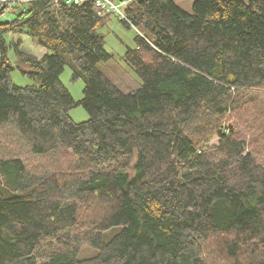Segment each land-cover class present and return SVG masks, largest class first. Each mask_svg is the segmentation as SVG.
Returning <instances> with one entry per match:
<instances>
[{
    "label": "trees",
    "instance_id": "16d2710c",
    "mask_svg": "<svg viewBox=\"0 0 264 264\" xmlns=\"http://www.w3.org/2000/svg\"><path fill=\"white\" fill-rule=\"evenodd\" d=\"M111 1L131 91L98 67L114 13L0 0V264H264V0Z\"/></svg>",
    "mask_w": 264,
    "mask_h": 264
},
{
    "label": "rangeland",
    "instance_id": "374dc122",
    "mask_svg": "<svg viewBox=\"0 0 264 264\" xmlns=\"http://www.w3.org/2000/svg\"><path fill=\"white\" fill-rule=\"evenodd\" d=\"M178 6L184 10L191 12L194 0H173ZM14 15L5 9L1 15L2 19L10 20ZM98 32L102 34L104 40V48L111 54L107 61L98 63V67L117 84L123 91H131L140 84V79L132 69V67L124 59V52L127 48L135 47L134 37L138 32L133 27H127L120 21V17L115 14H109L105 23L98 28ZM15 39L20 40V47L35 55L38 58L44 56L48 51L45 47L41 46L32 36L21 33L14 36ZM10 59L13 60L14 56L10 52ZM72 70L68 65H65L60 74V80L64 86L69 90L74 99L82 97V88L84 86L83 79L79 78L73 80ZM10 78L13 83L18 85L32 84L34 81L26 74H22L19 70L14 68L10 72ZM69 116L75 122L87 120L89 115L86 109L81 105H75L68 111ZM216 141L214 139L212 142ZM109 233L108 235H110ZM96 250L84 245L80 252L79 258H88L93 256Z\"/></svg>",
    "mask_w": 264,
    "mask_h": 264
},
{
    "label": "built area",
    "instance_id": "2783aa9c",
    "mask_svg": "<svg viewBox=\"0 0 264 264\" xmlns=\"http://www.w3.org/2000/svg\"><path fill=\"white\" fill-rule=\"evenodd\" d=\"M54 1L58 2L60 0H54ZM63 1L68 4H81L88 0H63ZM90 1H93L98 14L108 12L119 15L120 18H126L121 12L120 5L111 0H90Z\"/></svg>",
    "mask_w": 264,
    "mask_h": 264
},
{
    "label": "bare ground",
    "instance_id": "6f19581e",
    "mask_svg": "<svg viewBox=\"0 0 264 264\" xmlns=\"http://www.w3.org/2000/svg\"><path fill=\"white\" fill-rule=\"evenodd\" d=\"M254 15V14H253ZM160 56V55H159ZM153 59V58H152ZM246 112V111H245ZM261 127V126H260ZM259 128V127H258ZM256 144V143H255ZM256 146V145H255ZM262 147V146H261ZM263 149V148H262ZM261 150V149H260ZM262 151V150H261ZM260 159V158H259Z\"/></svg>",
    "mask_w": 264,
    "mask_h": 264
}]
</instances>
